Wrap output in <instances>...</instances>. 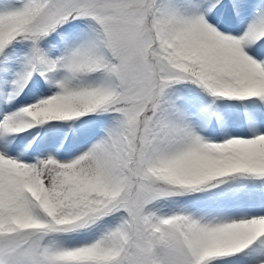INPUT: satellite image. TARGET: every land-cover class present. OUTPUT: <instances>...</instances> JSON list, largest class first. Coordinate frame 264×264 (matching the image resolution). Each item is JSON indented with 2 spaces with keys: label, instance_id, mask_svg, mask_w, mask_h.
Masks as SVG:
<instances>
[{
  "label": "snow or ice",
  "instance_id": "1",
  "mask_svg": "<svg viewBox=\"0 0 264 264\" xmlns=\"http://www.w3.org/2000/svg\"><path fill=\"white\" fill-rule=\"evenodd\" d=\"M0 264H264V0H0Z\"/></svg>",
  "mask_w": 264,
  "mask_h": 264
}]
</instances>
